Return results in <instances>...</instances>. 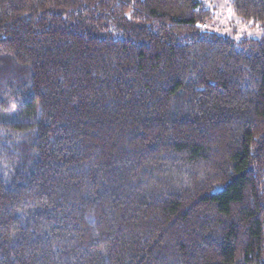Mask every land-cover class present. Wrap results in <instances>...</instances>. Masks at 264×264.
I'll return each mask as SVG.
<instances>
[{"label":"trees","instance_id":"obj_1","mask_svg":"<svg viewBox=\"0 0 264 264\" xmlns=\"http://www.w3.org/2000/svg\"><path fill=\"white\" fill-rule=\"evenodd\" d=\"M259 38L201 0H0V264H264Z\"/></svg>","mask_w":264,"mask_h":264},{"label":"rangeland","instance_id":"obj_2","mask_svg":"<svg viewBox=\"0 0 264 264\" xmlns=\"http://www.w3.org/2000/svg\"><path fill=\"white\" fill-rule=\"evenodd\" d=\"M205 7L213 12V21L207 29L234 38H259L262 34V24L254 21L244 22L238 18L231 8L230 0H201Z\"/></svg>","mask_w":264,"mask_h":264}]
</instances>
